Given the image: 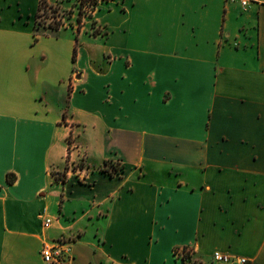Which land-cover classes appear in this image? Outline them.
<instances>
[{"label":"crops","instance_id":"1","mask_svg":"<svg viewBox=\"0 0 264 264\" xmlns=\"http://www.w3.org/2000/svg\"><path fill=\"white\" fill-rule=\"evenodd\" d=\"M38 4L0 0V264H264V0Z\"/></svg>","mask_w":264,"mask_h":264},{"label":"built area","instance_id":"2","mask_svg":"<svg viewBox=\"0 0 264 264\" xmlns=\"http://www.w3.org/2000/svg\"><path fill=\"white\" fill-rule=\"evenodd\" d=\"M239 1L241 5L245 7L250 0ZM48 3L52 5L50 6V8H56V12L58 13L60 11L59 17L57 18V20L60 21V25L65 24V17L67 15L68 17L71 16L70 13L72 14L73 11H76L77 13V24H80L84 17L92 15L94 10L96 9V6L98 5L97 4L95 6V4L90 0H74L72 10L65 15L66 11L59 0L54 1V3ZM78 17H80V20H78ZM103 168L107 170V173H111V175L120 174V172L122 171V167L119 160L109 161L103 166ZM74 170H76L79 179L85 177L87 169H84V164L82 161H79L75 164ZM66 173L67 172H65L64 174ZM50 222L51 219L49 217L44 218V225H48ZM192 250V247L188 245L176 246L173 252L176 256H179L184 259L187 264H203L202 261L191 259ZM40 254L42 256L43 261L47 264H69L72 259L71 246L63 238L54 240L52 242H43L40 248ZM249 261L250 260L247 257H244L242 255L215 250L211 254L210 264H249Z\"/></svg>","mask_w":264,"mask_h":264},{"label":"rangeland","instance_id":"3","mask_svg":"<svg viewBox=\"0 0 264 264\" xmlns=\"http://www.w3.org/2000/svg\"><path fill=\"white\" fill-rule=\"evenodd\" d=\"M56 0H51V3H54ZM60 3L64 6V9L66 11L65 15L69 13V11L72 10V5L74 0H59ZM109 5V4H105ZM60 13V11H59ZM59 13L54 11V9L48 7L44 12H41L40 16H38L37 21L42 25H48L49 23H53L54 21H58L57 18L59 17ZM70 15H72L70 13ZM65 24L69 22L68 15L65 17L64 20Z\"/></svg>","mask_w":264,"mask_h":264},{"label":"trees","instance_id":"4","mask_svg":"<svg viewBox=\"0 0 264 264\" xmlns=\"http://www.w3.org/2000/svg\"><path fill=\"white\" fill-rule=\"evenodd\" d=\"M91 2H93L95 4V6L97 4H99L100 2L102 1H105V0H90ZM52 5H50L48 3L47 0H39V4H38V8H37V12H36V18H38V16H40L41 12H44L45 13V10L50 7ZM54 9V11H56L57 9L56 8H52ZM78 20H80V17H78ZM50 27H53V28H56L58 26H60V21H54L53 23H49L48 24ZM70 143V142H69ZM108 161L105 162V164H107ZM103 171H107L106 169H102ZM58 173H54V175L56 176ZM111 174V173H109ZM10 180V179H9Z\"/></svg>","mask_w":264,"mask_h":264}]
</instances>
